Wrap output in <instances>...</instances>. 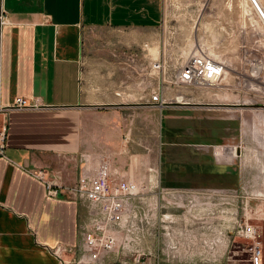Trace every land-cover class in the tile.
Listing matches in <instances>:
<instances>
[{
  "label": "crops",
  "instance_id": "1",
  "mask_svg": "<svg viewBox=\"0 0 264 264\" xmlns=\"http://www.w3.org/2000/svg\"><path fill=\"white\" fill-rule=\"evenodd\" d=\"M162 2L3 1L0 132L5 127L6 138L0 156V264H75L85 207L62 188L49 195L45 180L73 184L82 156L89 175L103 154L110 155L128 177L141 173L149 160L159 161L162 167L161 156L152 157L141 145L148 146L143 143L151 132L156 135L152 124L158 115L161 134L163 122L175 123L185 116L172 112L185 110V96L182 93L183 101L159 110L149 107L147 98L133 102L116 95L122 83L139 77L140 64L146 61L141 55L144 43H149L150 54L155 56L165 14ZM93 44L101 46L102 52L91 51ZM17 98L28 106L12 107ZM180 155L175 171L179 184L193 176L201 179L203 174L216 172L218 178L234 174L228 161L227 166L214 161L203 164L205 153L196 154L198 161L192 170L182 171ZM130 160L133 163L127 167ZM40 171L45 173L43 179L38 176ZM199 183L189 186L208 187ZM263 201L256 205L260 218L264 217ZM259 227L264 264V223ZM147 262L156 264L157 260L149 257ZM217 262L208 263L193 253L172 264Z\"/></svg>",
  "mask_w": 264,
  "mask_h": 264
},
{
  "label": "built area",
  "instance_id": "2",
  "mask_svg": "<svg viewBox=\"0 0 264 264\" xmlns=\"http://www.w3.org/2000/svg\"><path fill=\"white\" fill-rule=\"evenodd\" d=\"M3 1L0 0V27L6 20ZM249 1L264 27L263 13L255 0ZM162 4L164 7L165 0ZM167 16L164 14L161 21L155 56L150 54L149 43H144L141 55L146 61L140 64L139 77L134 82L122 83L116 92L126 101L147 98L149 107L162 110L183 97L178 89L216 86L224 78L225 64L200 44L193 43L186 50L189 35L184 25L170 23L180 16L177 9ZM130 60L134 63L137 59L133 56ZM27 106L22 98L12 105ZM5 138L4 127L0 132V156L4 155ZM141 146L150 151L149 145ZM231 149L233 153H228L227 159L233 155L239 158L236 146ZM132 163L130 160L127 167ZM86 169L87 161L82 156L73 184L45 180L49 195L62 188L85 207L78 227L75 264H148L149 257L157 260L156 264H172L193 253L208 263L262 264L261 230L249 222L247 212L248 199H262L264 193L247 196L245 190L165 186L157 160L146 161L141 173L131 177L108 154L100 157L93 174H87ZM38 176L43 179L45 173L40 171ZM244 252L249 254L248 258L239 257Z\"/></svg>",
  "mask_w": 264,
  "mask_h": 264
},
{
  "label": "rangeland",
  "instance_id": "3",
  "mask_svg": "<svg viewBox=\"0 0 264 264\" xmlns=\"http://www.w3.org/2000/svg\"><path fill=\"white\" fill-rule=\"evenodd\" d=\"M165 4L167 17L175 9L179 12L176 22L172 19L170 23L184 25L189 35L186 50L198 43L227 67L224 78L216 86L178 89L188 104L184 105L185 110L172 112L185 113V116L176 118L175 123L163 122L162 134L160 115L152 124L156 135L151 132L143 144L150 146L152 157L161 156L162 182L166 186L185 188H195L189 185L200 182L208 186L201 188L213 185L225 190H245L247 196L264 193V27L248 0L244 4L243 0H165ZM242 6L247 8L246 12ZM94 48L98 53L103 50L101 46L91 45V51ZM214 146L222 147L224 153L217 155ZM231 146H236V154L240 150L239 158L227 159L228 153H232ZM179 153L183 157L182 171L192 170L198 161L196 154L205 153L203 164L209 166L214 161L227 166L225 161H228V168L234 174H222L220 178L216 172L203 174L201 179L193 176L179 184L175 173L179 170L176 157ZM262 200L248 199L249 222L258 227L264 223V217H257L259 207L256 206ZM248 256L244 252L239 257Z\"/></svg>",
  "mask_w": 264,
  "mask_h": 264
},
{
  "label": "bare ground",
  "instance_id": "4",
  "mask_svg": "<svg viewBox=\"0 0 264 264\" xmlns=\"http://www.w3.org/2000/svg\"><path fill=\"white\" fill-rule=\"evenodd\" d=\"M245 1V2H244ZM249 1V0H248ZM250 2V5H251V7H252V9L256 12V14L258 15V13H257V11H256V8L253 6V3L251 2V1H249ZM255 2H256V4H257V6L259 7V9L261 10V12L263 13V15H264V4H263V2L261 1V0H255ZM244 3H246V0H243V4ZM242 8H243V6H242ZM244 12H246V10H247V8L245 7V8H243L242 9ZM250 10V9H249ZM250 13V12H249ZM244 14V13H243ZM246 14V13H245ZM226 67H227V65H225ZM179 99H181L182 101L184 100V98L183 97H178L177 98V101H179ZM181 102V101H180ZM216 149V150H215ZM214 150L216 151V154L217 155H222L223 153H224V150H222V147H215L214 148ZM231 152V151H230ZM215 153V152H214ZM232 153H233V150H232Z\"/></svg>",
  "mask_w": 264,
  "mask_h": 264
}]
</instances>
